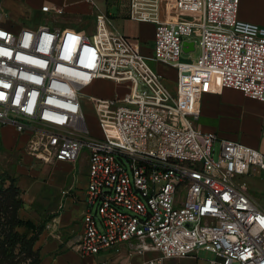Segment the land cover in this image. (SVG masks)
<instances>
[{
    "label": "built area",
    "instance_id": "built-area-1",
    "mask_svg": "<svg viewBox=\"0 0 264 264\" xmlns=\"http://www.w3.org/2000/svg\"><path fill=\"white\" fill-rule=\"evenodd\" d=\"M240 2L129 0L128 18L155 23L151 55L105 12L92 34L50 20L15 30L0 5V123L25 133L24 150L44 162L88 151L81 255L134 264L153 251L139 264H164L208 249L210 264H264V206L238 182L264 170V150L200 125L204 93L232 87L264 102V25L242 18ZM184 40L200 46L196 59H181ZM152 59L175 65V92ZM102 79L125 91L90 96L95 135L82 90Z\"/></svg>",
    "mask_w": 264,
    "mask_h": 264
},
{
    "label": "crops",
    "instance_id": "crops-1",
    "mask_svg": "<svg viewBox=\"0 0 264 264\" xmlns=\"http://www.w3.org/2000/svg\"><path fill=\"white\" fill-rule=\"evenodd\" d=\"M128 2L129 0H0V5L2 9L5 11L10 10L18 18H23L29 12L55 13L54 10L50 12L42 11L41 7L44 4H49L52 7H62L66 15L64 19L68 20L67 23L70 24L66 26L72 27L73 25H79L81 29L87 20H95L98 12H105L110 17L111 24L115 29L124 33H131L141 40L150 39L153 41L155 23L136 21L128 18ZM240 15L242 18L251 21L262 22L258 19L248 18L243 12ZM53 18L54 20L58 19L57 17ZM46 20L51 19L47 17ZM140 43L141 50L145 54L151 55L152 48L143 45L142 41ZM151 64L167 78L169 85L172 83L175 84L177 73L173 63L152 59ZM163 68L166 69L164 70ZM169 76H172V80ZM109 81L113 82L112 80ZM114 84L116 85V83ZM115 93L114 90L113 94ZM231 93L237 94L240 99L231 97ZM223 95H225L224 98H222ZM205 98L212 101L211 106L208 107L204 104L203 101ZM245 99L252 102L253 106L249 107L245 105ZM200 105L202 112L200 125L203 129H219L221 136L235 138L264 150V145L261 147L259 143L262 139V142H264L262 135L264 102L262 100L250 97L240 89L226 87L221 92H207L202 94ZM207 115L218 118V127L207 125L202 121V117ZM247 115H252L254 120L253 124L250 125L251 127L249 126L250 129L248 128V133H245V116ZM241 127L244 128L241 136L242 139L238 136V130ZM8 128L15 131V136L21 137V148L24 150L26 134L19 133L12 123L1 125V130ZM233 130H236V132ZM257 133H259V136L261 135V140L257 139L259 137H257ZM99 135H102V131ZM5 145L7 147L15 146L16 141L15 139L8 141ZM78 162H80V165H78ZM31 169L37 171L42 176L41 178L44 179V182L42 180L41 183L43 189L46 185L56 189L53 193L50 191L46 192L44 189V192L48 193L51 199L50 201H52V206L49 208L46 216L49 217L51 215L52 217L47 221L45 230L36 242V246L41 248L43 256L42 264H89L77 256L75 252L77 250L73 247L74 241L82 231V216L88 208L84 200L89 174L88 151L82 150L76 160L44 162L35 159L31 162ZM32 219L39 222L42 216L38 215V217ZM103 254L107 255H105L106 257L103 260L108 259L109 264H118L121 260L120 256L112 252ZM174 258L180 260H197L198 256L197 254H191ZM102 261L99 264H102Z\"/></svg>",
    "mask_w": 264,
    "mask_h": 264
},
{
    "label": "rangeland",
    "instance_id": "rangeland-1",
    "mask_svg": "<svg viewBox=\"0 0 264 264\" xmlns=\"http://www.w3.org/2000/svg\"><path fill=\"white\" fill-rule=\"evenodd\" d=\"M4 23L12 27V29H18L22 26H31L37 27L41 23L46 21V18H50L51 23H56L61 25L62 27H66V25H70L67 23L68 20H65V13L56 14V13H34L29 12L23 18H18L16 15L11 12L10 10L5 11ZM243 12L248 18L250 19H258L264 24V0H241L240 2V14ZM241 16V15H240ZM52 17V18H51ZM53 17H57V20H54ZM67 23V24H66ZM137 26V25H135ZM72 29L75 31L84 30L89 34H92L96 29V21L89 19L87 22L83 24V28L79 25H73ZM133 33V32H132ZM132 37H137L132 35L131 33H127ZM191 38L196 39L197 44L199 43L200 35L194 34ZM140 39V38H139ZM143 45L152 48L153 41L150 39L141 40ZM200 46L197 45L195 49L191 51H182L181 59L183 60H194L200 54ZM164 70L166 68H163ZM173 74V72H172ZM172 80V76H169ZM164 82L167 83V78L164 77ZM173 92L176 90V81L175 84L172 83L168 86ZM124 92L125 88L123 84L115 85L113 82L109 80H98L91 85L86 86L83 91V100H84V112L86 116V120L90 131L95 134L99 135L103 127L99 124L98 121V114L95 110L92 102L89 100L91 95L94 94H101V95H112L113 92ZM225 95L222 96L224 98ZM231 97L239 98L237 94L231 93ZM204 104L208 107L212 105V101L210 99L205 98ZM245 105L252 107L253 104L249 100L245 99ZM218 118L212 116H204L202 117V121L207 125L217 126L218 125ZM253 117L252 115L245 116V133H248V128L250 129V125L253 124ZM0 123V182L3 181L5 184H8L10 181L8 177L16 178L17 182L21 188V196L23 197L24 201L26 202V207H22L19 211L20 216L25 218H36L38 215L44 217L48 214L49 208L52 206V201L48 196V193L44 192H55L56 189L50 186H45L44 189L41 186L42 176L38 174L37 171L31 169V162L36 158H33L30 154H28L22 147L21 137L15 136V131L11 129H2L1 130ZM250 126V127H249ZM218 127V126H217ZM220 133L219 129H216ZM236 132V130H233ZM244 132V128H240L238 130V136L242 139V133ZM259 133H257V137ZM17 137V138H16ZM16 141V145L12 147H7L5 144L8 141L14 140ZM261 140V135L257 138ZM258 140V141H259ZM263 141V139H262ZM259 142L260 146L263 147L264 142ZM86 150V148L84 149ZM80 165V162H78ZM238 182L243 185L250 194L262 205L264 206V170H261L259 167H253L252 172L247 175H243L238 178ZM46 194V195H45ZM46 197V198H44ZM24 230V227L21 228ZM74 252V251H73ZM77 256L81 257L83 261H87L89 264H99L103 258L106 256L104 254H90V255H81L75 251ZM159 252H147L145 255H135L131 258V261L134 264H139V262L145 256H155L158 255ZM88 256V257H87ZM197 260H180L174 257H169L164 259V264H210V260L216 257V253L208 250V249H199L197 252ZM46 257V255H45ZM122 260H127L129 257L121 256ZM120 261V262H121ZM54 262V260H52ZM120 262L118 264H120ZM78 264V263H77Z\"/></svg>",
    "mask_w": 264,
    "mask_h": 264
},
{
    "label": "trees",
    "instance_id": "trees-1",
    "mask_svg": "<svg viewBox=\"0 0 264 264\" xmlns=\"http://www.w3.org/2000/svg\"><path fill=\"white\" fill-rule=\"evenodd\" d=\"M6 178L8 184L0 182V264H42L36 242L52 216H44L39 222L20 216V209L27 204L17 179Z\"/></svg>",
    "mask_w": 264,
    "mask_h": 264
},
{
    "label": "water",
    "instance_id": "water-1",
    "mask_svg": "<svg viewBox=\"0 0 264 264\" xmlns=\"http://www.w3.org/2000/svg\"><path fill=\"white\" fill-rule=\"evenodd\" d=\"M195 49V40H184L183 41V50L189 51Z\"/></svg>",
    "mask_w": 264,
    "mask_h": 264
}]
</instances>
